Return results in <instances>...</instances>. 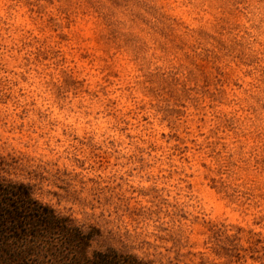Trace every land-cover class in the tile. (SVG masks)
I'll return each mask as SVG.
<instances>
[{"label": "rangeland", "instance_id": "obj_1", "mask_svg": "<svg viewBox=\"0 0 264 264\" xmlns=\"http://www.w3.org/2000/svg\"><path fill=\"white\" fill-rule=\"evenodd\" d=\"M0 184V264H264V0H0Z\"/></svg>", "mask_w": 264, "mask_h": 264}, {"label": "trees", "instance_id": "obj_2", "mask_svg": "<svg viewBox=\"0 0 264 264\" xmlns=\"http://www.w3.org/2000/svg\"><path fill=\"white\" fill-rule=\"evenodd\" d=\"M5 191L8 192L9 190H5L2 188V186H0V195ZM22 204H24L25 206L18 208V209L20 210L28 209V211H31V213H36L37 210L36 208L32 207V204L30 201L23 199ZM0 214H1L0 216H2V219L4 220L2 221L3 224H5V222H11L12 220H14V222H17V223L19 222L20 224L22 219L26 218V220L29 221V225L33 224L34 228L37 229L36 235L33 236L35 238H38V237L45 238L46 233H52L51 232L52 230L55 231L57 229L54 226L56 225V220L53 217L51 210H48L46 208H42L39 215L23 216L22 218V216L18 213L17 209L10 210L8 208H3L2 206L0 207ZM31 218L34 219L32 220V222H31ZM18 227L16 226V228ZM60 230L62 231V233H64V235H69V237L72 236V234H69L66 228L63 227V228H60ZM40 233H43V234H40ZM38 234L39 236H37ZM84 264H148V263L144 261L143 259L136 258L135 256H132V255H121L114 250H108L106 252L94 253L91 259H87L86 261H84Z\"/></svg>", "mask_w": 264, "mask_h": 264}]
</instances>
